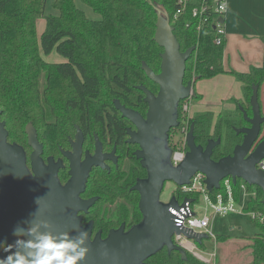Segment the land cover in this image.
I'll list each match as a JSON object with an SVG mask.
<instances>
[{
    "label": "trees",
    "instance_id": "obj_1",
    "mask_svg": "<svg viewBox=\"0 0 264 264\" xmlns=\"http://www.w3.org/2000/svg\"><path fill=\"white\" fill-rule=\"evenodd\" d=\"M79 1L99 20L89 19L76 0H0V120L5 123L8 142L21 145L18 141L22 137L26 140V145H21L26 154L31 151L24 130L27 123L35 128L43 154L60 155L61 150H67L76 127L83 133L84 147L94 144V135L99 141L108 139L118 146L124 143L127 123L115 111L113 102L118 100L125 108L137 111L146 108L137 86L151 91L155 86L141 70L142 63L159 72L162 49L153 40L158 9L167 15L180 52L194 47L185 63L184 84L228 74L242 84L244 100H250L252 87L257 86L259 91L264 83V55L262 65L248 72L224 70V39L216 45L212 24L197 31L188 13L174 18L176 0ZM47 4L54 14H45ZM40 18L45 19L46 27L38 41L36 22ZM52 52L64 61H45L42 56ZM191 98H196L194 92ZM237 105L236 114H228L225 119L219 117L214 122L213 116L205 113L194 115L190 121L196 145L204 147L208 140L220 139L211 156L215 161L230 155L241 142V135L234 129L245 126L239 108L246 112L248 108L243 102ZM246 105L250 108L249 101ZM263 138L264 134L259 139ZM144 177L145 171L131 161L110 171H91L83 197L98 198L86 217L94 229L105 236L119 222L129 227L141 220L139 197L131 187ZM247 188H253L256 197L247 200L246 212L264 216L261 190ZM233 192L238 199V181L233 184ZM178 198L184 197L178 193ZM251 223L258 232L248 243L250 263L264 264V223L257 219H251ZM145 263L200 264L190 255L183 260L176 251L168 254L165 248Z\"/></svg>",
    "mask_w": 264,
    "mask_h": 264
},
{
    "label": "water",
    "instance_id": "obj_2",
    "mask_svg": "<svg viewBox=\"0 0 264 264\" xmlns=\"http://www.w3.org/2000/svg\"><path fill=\"white\" fill-rule=\"evenodd\" d=\"M156 17L153 40L162 49L159 72L154 73L144 63L141 64V70L157 85L158 90L153 94L144 86H137L144 94V102L148 107L145 118L138 112L125 108L118 100L113 102L121 117L136 128V131L127 130L128 142L139 146L135 156L146 170V178L137 180L131 188L139 196L141 220L127 230L121 224L118 229L110 230L105 238L100 231L92 234V222L82 224V215L79 213L86 214L98 200L97 197L85 200L81 198L90 172L94 167L108 170L105 160H112L116 165L114 149L109 155L102 154L96 135L94 153L91 155L86 151L82 160L84 136L76 127L74 140H69L71 150L61 151V155L69 163V179L62 185L57 177L62 161H54L53 157H49L44 163L41 157L43 147L33 125L27 123L24 127L27 146L31 149L27 157L21 145L8 142L5 123L0 120V241L14 242V227L27 226L25 222L30 219L43 218L60 232H68L73 236L82 230L88 232L89 252L84 264H146L147 259L164 248L168 254L178 252L184 260L185 251L172 242V236L181 232L174 225V216L169 211L170 208L177 207V202L173 197L168 203L160 201L166 182H172L177 187L185 186L196 173H201L206 189L210 192L219 188L220 181L230 177L233 184L242 180L248 186L259 188L264 205V171L256 168L264 159V138L259 139L264 115L258 102L257 86L252 87L250 115L239 108L247 126L234 129L235 134L242 138L230 155L213 160L212 152L220 145V139L208 140L204 147L196 145L191 124L185 139V158L177 167L171 166L168 133L179 126V103L192 97L195 80L184 84L183 78L186 60L194 47L180 52L167 15L158 9ZM221 22L223 23V19ZM37 197H42L40 212L34 213ZM185 235L195 238L197 243L206 238L205 235L193 237L189 232ZM7 254L0 251V257Z\"/></svg>",
    "mask_w": 264,
    "mask_h": 264
},
{
    "label": "built area",
    "instance_id": "obj_3",
    "mask_svg": "<svg viewBox=\"0 0 264 264\" xmlns=\"http://www.w3.org/2000/svg\"><path fill=\"white\" fill-rule=\"evenodd\" d=\"M48 1V0H46ZM227 5L226 0H176V9L174 18L186 13L190 14L191 18L195 20L196 30L205 24H212L215 30L214 43L219 45L224 39V28L221 22L224 14L226 13ZM189 24H186L188 26ZM191 98V97H190ZM189 99L183 101L181 106L182 121L187 122L183 128L180 136L175 141L171 139L169 148L171 149L170 164L172 167H177L185 158L187 153L186 135L189 130L190 116L189 112ZM256 168L264 171V159H262ZM239 182L240 196L246 193L249 194L245 199V205L239 206L240 197L235 199L233 192V183L230 177H227L219 182L217 190L207 191L204 184V176L201 173H196L190 180V183L185 186L177 187L182 192L183 199L178 196H172L177 202V207L170 208V213L174 216V225L180 229V233L172 236V242L185 251L186 255H190L194 260L200 264H216L217 251L216 242L217 236L213 233V217H225L229 214H240L245 212L246 202L252 198V192L247 189V184L242 180ZM242 193V194H241ZM171 197V198H172ZM201 199L203 206L197 205V199ZM200 208H203L201 210ZM208 211L212 215L210 217ZM259 213H248L250 219H257ZM261 215V214H260ZM263 216V215H262ZM260 223H264L263 219H257ZM189 232L193 237L205 235L206 238L200 240L199 243L195 238H189L185 235ZM206 239L212 242V245L207 246ZM207 241V242H208ZM209 243V242H208Z\"/></svg>",
    "mask_w": 264,
    "mask_h": 264
},
{
    "label": "crops",
    "instance_id": "obj_4",
    "mask_svg": "<svg viewBox=\"0 0 264 264\" xmlns=\"http://www.w3.org/2000/svg\"><path fill=\"white\" fill-rule=\"evenodd\" d=\"M226 5L227 10L223 17L225 47L222 65L224 70L245 73L251 67H260L264 55V0H226ZM48 14H54V11ZM45 27V19H38L36 35L41 36ZM47 56H42L45 61L57 63L48 61L45 58ZM262 88L263 93L260 97ZM193 92L196 98H190L189 101L188 115L191 118L194 115L210 113L215 120L225 114H236L237 102L244 103L242 84L228 74L195 81L192 85ZM258 102L262 113L264 83L258 91Z\"/></svg>",
    "mask_w": 264,
    "mask_h": 264
},
{
    "label": "rangeland",
    "instance_id": "obj_5",
    "mask_svg": "<svg viewBox=\"0 0 264 264\" xmlns=\"http://www.w3.org/2000/svg\"><path fill=\"white\" fill-rule=\"evenodd\" d=\"M76 5L78 8H80L81 10L84 11L85 15L92 20H99V16L97 14H95L91 9H89L86 6H83L79 0H76ZM51 8L49 7V4H47V6L45 7V14H48L49 12H51ZM44 19V18H43ZM37 40L40 41V35L37 36ZM47 58L48 61L50 62H63L64 58L61 57L60 55H58L56 52H53L51 55L45 57ZM149 86V84H148ZM151 88L153 89V91L156 90V86H151ZM263 93V88L261 89V93H260V97L262 96ZM248 99L244 100V107L248 108L247 113L250 114V108L247 107L246 102L248 104ZM262 114L264 115V111H262ZM228 114L222 115V119H225L227 117ZM192 118H190L191 121ZM217 119V118H216ZM216 119L213 121L215 122ZM183 118L181 117L180 121H179V126L177 128H174L172 130H170L169 135L171 136V139L174 138V140L176 141L178 139V137L180 136V133L182 132L183 128H185V124L187 122L182 121ZM189 121V124H190ZM244 123V122H243ZM245 126H247L246 123H244ZM75 132L72 134L71 138H73ZM264 134V124L262 125L261 128V133L260 136ZM101 140V139H100ZM102 141V140H101ZM19 144L21 145H26V140L22 139L20 141H18ZM17 143V142H16ZM111 148V145L108 146L107 150H109ZM85 151H91L90 153H93V143L91 144H85L84 147ZM31 153L28 152L26 155L27 157L29 156V154ZM49 156H53L55 158L60 157V155H56L55 153L52 154H44V158L45 157H49ZM127 161H123V163L125 164ZM176 185H174L172 182H166L164 184L163 190L160 194V201L162 203H168L171 199V197L174 195L178 196V193L182 195V192L180 190H176ZM249 192H252L251 197L254 198L256 197V192L255 190L252 188ZM248 193V192H247ZM245 195V197H243V194L240 196V201H239V206H244L245 205V201H246V197L249 195L247 194ZM197 205L198 206H203V203L201 201V199H197ZM201 210H203V208H200ZM210 217L212 216L210 214V211H208ZM214 222H213V233L214 235L217 236V242H216V251H217V261L216 264H250L251 262V251L248 247V243L250 240V237H252L255 233L258 232V230L252 225L251 223V219L250 217L247 215V212H242L240 214H229L225 217H220V216H216L213 217ZM257 219H263L264 221V216L260 215V213L258 214ZM90 221V219L85 218L84 222H88ZM262 223V220H260ZM120 224V223H119ZM118 224V225H119ZM98 230L95 229V232H97ZM208 239H206V244L207 246L210 247V245H212L211 241H208Z\"/></svg>",
    "mask_w": 264,
    "mask_h": 264
},
{
    "label": "clouds",
    "instance_id": "obj_6",
    "mask_svg": "<svg viewBox=\"0 0 264 264\" xmlns=\"http://www.w3.org/2000/svg\"><path fill=\"white\" fill-rule=\"evenodd\" d=\"M41 199H35L37 208L34 213L40 212ZM25 223L27 226L14 227V242L0 241V251L8 253L0 257V264H84L89 252L87 231L82 230L73 236L57 231L43 218Z\"/></svg>",
    "mask_w": 264,
    "mask_h": 264
},
{
    "label": "flooded vegetation",
    "instance_id": "obj_7",
    "mask_svg": "<svg viewBox=\"0 0 264 264\" xmlns=\"http://www.w3.org/2000/svg\"><path fill=\"white\" fill-rule=\"evenodd\" d=\"M156 87H157V85H155ZM157 90H158V87L156 88V90L155 91H151V90H149L151 93H153V94H156L157 93ZM143 96H144V94H143ZM145 97V96H144ZM144 97H143V101H144ZM145 103V102H144ZM145 105H146V108H145V110L143 111H137V110H134V109H131V110H133V111H136V112H138L143 118H145V115H146V112H147V104L145 103ZM127 109H130V108H127ZM115 111L116 112H118L119 113V111H117L116 109H115ZM119 116L121 117V115H120V113H119ZM122 118V117H121ZM122 119H124V118H122ZM125 121H126V123H127V126H126V128H125V139H124V143H122V144H120V146H118L117 144H116V142L115 141H113L112 143L111 142H109L108 141V139H105V140H103V141H99L100 142V144H101V149H102V154H104V155H109L111 152H112V150L114 149V157H115V159H116V165L114 164V162L112 161V160H105V165L107 166V167H109V169L107 170V169H101V168H99V169H101V170H106V171H110L111 169H113V168H117L118 166H119V164L121 163V165L123 164L124 165V163H123V161H125V160H127V162H129L130 163V161L133 163V162H137L138 163V165H139V167L140 168H142L141 167V165H140V161L136 158V156H135V152L136 151H138L139 150V146L137 145V144H134V143H130V142H128V140H129V136H128V134H127V130L128 129H130L131 131H136V128L134 127V125H132L128 120H126V119H124ZM82 132V131H81ZM75 133H76V130H75ZM83 134V133H82ZM74 136H75V134H74ZM74 136H73V138H69V140H74ZM169 133H168V140H167V144H168V146H169ZM94 145H95V141H94V144H93V153H94ZM109 145H111V148L109 149V150H107V148H108V146ZM71 150V147H70V144H69V148L67 149V150H61V151H70ZM61 151H60V157H57V158H55V157H53V156H49V157H53V159H54V161H57L58 159H61V161H62V168H60L59 169V171H58V173H57V177H58V180H59V182L62 184V185H64L66 182H67V180L69 179V175H68V171H69V163H68V161L61 155ZM86 151H85V149H84V141H83V144H82V157H81V159L83 160L84 159V153H85ZM44 153V152H43ZM42 153V159H43V161H44V163L46 164V160L49 158V157H45L44 158V154ZM90 153V152H89ZM93 153H90L91 155L93 154ZM95 168V167H94ZM93 168V169H94ZM92 169V170H93ZM143 169V168H142ZM144 171H145V177L144 178H146V170L145 169H143ZM91 173V172H90ZM89 178V177H88ZM144 178H140V179H144ZM88 180V179H87ZM137 180H139V179H137ZM136 180V181H137ZM135 181V182H136ZM135 184V183H134ZM164 187V186H163ZM132 188V187H131ZM83 195H84V193L83 194H81V198L82 199H89V198H92V197H83ZM138 195V194H137ZM139 197V196H138ZM91 209V208H90ZM89 209V210H90ZM89 212V211H88ZM88 212L86 213V214H83V213H79V215H82V224L83 225H86L88 222H91V221H88V222H84V219L87 217V214H88ZM120 224L119 225H117L116 227H114V228H112V229H109L108 230V232L110 231V230H115V229H118L120 226H121V224H123L124 225V227H125V230H127V229H129L131 226H127L126 225V223H124V222H119ZM133 226V225H132ZM98 232V231H97ZM101 232V231H100ZM108 232H107V234H108ZM96 232H95V229H94V225H93V235L95 234ZM106 234V235H107ZM101 235H102V237L103 238H105L106 237V235L105 236H103V234L101 233Z\"/></svg>",
    "mask_w": 264,
    "mask_h": 264
}]
</instances>
